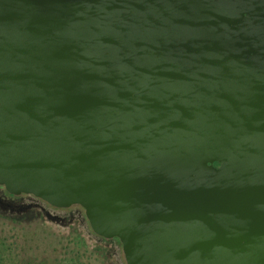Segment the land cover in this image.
Wrapping results in <instances>:
<instances>
[{
    "label": "water",
    "instance_id": "95a60500",
    "mask_svg": "<svg viewBox=\"0 0 264 264\" xmlns=\"http://www.w3.org/2000/svg\"><path fill=\"white\" fill-rule=\"evenodd\" d=\"M0 189L125 264H264V0H0Z\"/></svg>",
    "mask_w": 264,
    "mask_h": 264
},
{
    "label": "rangeland",
    "instance_id": "374dc122",
    "mask_svg": "<svg viewBox=\"0 0 264 264\" xmlns=\"http://www.w3.org/2000/svg\"><path fill=\"white\" fill-rule=\"evenodd\" d=\"M9 195L0 189V264H125L120 243L94 235L79 206Z\"/></svg>",
    "mask_w": 264,
    "mask_h": 264
},
{
    "label": "flooded vegetation",
    "instance_id": "af4514ba",
    "mask_svg": "<svg viewBox=\"0 0 264 264\" xmlns=\"http://www.w3.org/2000/svg\"><path fill=\"white\" fill-rule=\"evenodd\" d=\"M7 192V191H6ZM7 193H9V192H7ZM10 194V193H9ZM10 196V198H14L11 194L9 195ZM56 209V208H55ZM98 238H100V237H98ZM101 240H103V241H106L105 239H103V238H100ZM114 241H116V242H119L117 239H112V240H109V241H106V242H114Z\"/></svg>",
    "mask_w": 264,
    "mask_h": 264
}]
</instances>
